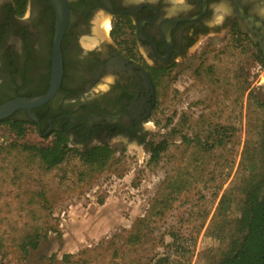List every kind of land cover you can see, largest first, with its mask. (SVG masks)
Wrapping results in <instances>:
<instances>
[{
  "label": "rangeland",
  "instance_id": "1",
  "mask_svg": "<svg viewBox=\"0 0 264 264\" xmlns=\"http://www.w3.org/2000/svg\"><path fill=\"white\" fill-rule=\"evenodd\" d=\"M103 20L94 19L93 40L97 27L108 37ZM259 56L237 31L202 36L162 76L147 144L117 143L103 168L71 153L49 169L23 146L53 138L0 124V264H217L239 214L220 200L264 137ZM219 130L225 143L210 147ZM164 139L153 157L149 144Z\"/></svg>",
  "mask_w": 264,
  "mask_h": 264
},
{
  "label": "flooded vegetation",
  "instance_id": "2",
  "mask_svg": "<svg viewBox=\"0 0 264 264\" xmlns=\"http://www.w3.org/2000/svg\"><path fill=\"white\" fill-rule=\"evenodd\" d=\"M67 1L62 84L53 99L33 109L38 119L26 109L11 117L35 122L45 138L63 133L80 150L147 144L159 78L202 36L237 31L264 57V0ZM98 16L109 18V33L103 39L97 27L93 40ZM56 21L52 0H28L23 14L17 0H0V105L49 90Z\"/></svg>",
  "mask_w": 264,
  "mask_h": 264
},
{
  "label": "trees",
  "instance_id": "3",
  "mask_svg": "<svg viewBox=\"0 0 264 264\" xmlns=\"http://www.w3.org/2000/svg\"><path fill=\"white\" fill-rule=\"evenodd\" d=\"M27 2L28 0H17L20 14L24 13ZM259 58V61L264 64V57L260 55ZM159 79L160 83L162 77ZM0 124L8 125L17 136L24 137L28 131V125L35 126L36 123L13 120L12 117H8L0 120ZM217 134L215 144H211L210 147L225 143L224 138L227 135L222 134L220 130ZM261 139L263 140L258 147V153L245 150V155L249 152V160L246 159L241 164L245 173L242 175L240 184L237 187L236 185L231 186L220 200V210L237 204L239 214L228 221L231 225L228 226V230L235 239L234 246L217 264H264V137ZM168 146V140L164 139L158 143L151 142L149 150L153 157H158L167 150ZM23 147L34 151L49 169L64 162L71 153L80 155L87 163L103 168L114 153V149L108 146L87 150L70 147L69 140L63 133L54 137L48 144L24 145ZM234 189H239V194H235Z\"/></svg>",
  "mask_w": 264,
  "mask_h": 264
},
{
  "label": "water",
  "instance_id": "4",
  "mask_svg": "<svg viewBox=\"0 0 264 264\" xmlns=\"http://www.w3.org/2000/svg\"><path fill=\"white\" fill-rule=\"evenodd\" d=\"M56 10V32L54 36L53 49V72L49 90L37 96H19L0 105V120L11 117L20 109H26L34 119H38L33 112L34 108L49 102L58 92L64 76V57L62 52V40L70 19V6L67 0H52ZM258 23L262 25V20Z\"/></svg>",
  "mask_w": 264,
  "mask_h": 264
},
{
  "label": "bare ground",
  "instance_id": "5",
  "mask_svg": "<svg viewBox=\"0 0 264 264\" xmlns=\"http://www.w3.org/2000/svg\"><path fill=\"white\" fill-rule=\"evenodd\" d=\"M103 19H105V18H103ZM99 20V19H98ZM102 25H104V29H105V31L107 32L108 30H109V28H110V20H109V18L107 17L105 20H103L102 21ZM97 30H98V28H96L95 29V31L97 32ZM104 31V30H103ZM101 34V33H100ZM103 35V34H102ZM90 42V41H89Z\"/></svg>",
  "mask_w": 264,
  "mask_h": 264
},
{
  "label": "built area",
  "instance_id": "6",
  "mask_svg": "<svg viewBox=\"0 0 264 264\" xmlns=\"http://www.w3.org/2000/svg\"><path fill=\"white\" fill-rule=\"evenodd\" d=\"M258 71L262 73L264 72V66L262 64L258 65Z\"/></svg>",
  "mask_w": 264,
  "mask_h": 264
}]
</instances>
